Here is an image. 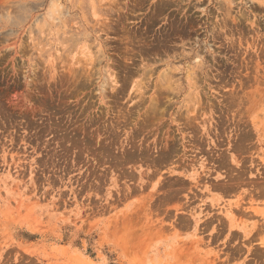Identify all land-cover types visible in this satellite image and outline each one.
<instances>
[{"label":"rangeland","instance_id":"374dc122","mask_svg":"<svg viewBox=\"0 0 264 264\" xmlns=\"http://www.w3.org/2000/svg\"><path fill=\"white\" fill-rule=\"evenodd\" d=\"M0 264H264V0H0Z\"/></svg>","mask_w":264,"mask_h":264}]
</instances>
